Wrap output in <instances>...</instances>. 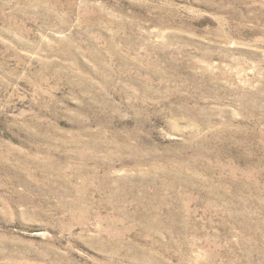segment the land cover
Segmentation results:
<instances>
[{"label":"rangeland","instance_id":"obj_1","mask_svg":"<svg viewBox=\"0 0 264 264\" xmlns=\"http://www.w3.org/2000/svg\"><path fill=\"white\" fill-rule=\"evenodd\" d=\"M0 264H264V0H0Z\"/></svg>","mask_w":264,"mask_h":264}]
</instances>
